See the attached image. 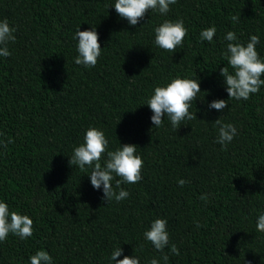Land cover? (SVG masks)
Returning <instances> with one entry per match:
<instances>
[{
  "label": "trees",
  "instance_id": "obj_1",
  "mask_svg": "<svg viewBox=\"0 0 264 264\" xmlns=\"http://www.w3.org/2000/svg\"><path fill=\"white\" fill-rule=\"evenodd\" d=\"M114 4L0 0V21L16 29L10 56H0V202L33 221L31 237L0 242V264H30L40 250L52 264H115L116 248L117 260L164 264L144 238L158 218L167 221V264H264V232L256 227L264 214V85L246 101L229 99L220 75L233 71L223 55L229 31L245 46L258 36L264 60V0H177L167 14L149 10L136 26ZM180 19L188 32L182 45L161 49L155 28ZM213 26L212 42L202 41L201 31ZM79 28L99 36L95 67L74 63ZM177 77L199 81L190 108L197 119L174 129L165 117L157 128L147 100ZM221 99L228 108H209ZM219 118L237 129L226 148L216 142ZM90 126L104 132L108 151L138 147L142 179L121 184L129 193L122 201L107 202L91 186L92 168L69 163ZM106 160L107 153L102 166ZM113 175L115 189L120 177Z\"/></svg>",
  "mask_w": 264,
  "mask_h": 264
},
{
  "label": "clouds",
  "instance_id": "obj_2",
  "mask_svg": "<svg viewBox=\"0 0 264 264\" xmlns=\"http://www.w3.org/2000/svg\"><path fill=\"white\" fill-rule=\"evenodd\" d=\"M177 0H115L114 8L116 13L123 19H126L131 26H136L149 10H157L160 14H167L170 11V5L176 4ZM233 22H238V16L231 17ZM15 28L11 27L9 21L4 19L0 21V56L8 57L10 52L7 48L9 42H15ZM155 44L166 51L175 52L177 46L182 45L184 38L188 35L182 19L177 21L165 20L160 26L155 28ZM216 34V28L210 27L200 33L202 41L212 42ZM74 39L78 40V56L75 58L76 65L84 67H95L98 58L101 55L99 36L95 30H77ZM229 41L225 53L223 54L232 68L228 67L220 70V75L224 77L226 91L229 99L248 100L250 95L259 92L260 87L264 85V60L259 57L256 51V45L259 43V37L252 35L249 42L241 44L237 42L234 32L229 31L225 36ZM200 84L196 79L174 78L166 86H157L154 94L147 100V106L152 111V124L159 128L163 126L164 118L167 117L174 129H179L181 121L197 119L196 115L190 112L192 102L197 99L200 93ZM228 100H215L209 105L210 109L223 111L228 108ZM219 126L217 143L226 148L233 138L237 135V129L230 123H223L221 119L214 122ZM2 135V134H0ZM84 142L73 149V155L69 160L70 165H77L81 170L85 166L92 168L89 179L91 186L103 190L104 199L108 202L115 200L117 202L126 199L129 193L121 188L122 183L135 184L141 181V171L143 168V159L137 154V146L124 144L114 151H108L109 141L102 130L90 126L84 135ZM8 140L3 143L7 147ZM107 153V160L102 166L100 161L103 154ZM120 177L116 180V187L113 188L112 181L114 175ZM187 181L181 179L178 181L180 187H183ZM116 189H119L117 192ZM200 199L207 200V196H201ZM199 227V224H197ZM257 231L264 232V214L259 215L257 219ZM9 234H13L24 240L33 235V221L27 215H22L17 211L9 210L5 202H0V242L7 239ZM144 238L151 242L154 248L162 253L164 264H167L169 256L165 249L169 246V234L167 231V221L165 219H156L151 223L150 229L144 232ZM172 254L179 255V250L175 244L171 245ZM122 255L121 248H116L110 259L115 264H140L139 258L125 256L117 260ZM30 264H52V257L45 250H40L32 255ZM149 264H159V260L153 258Z\"/></svg>",
  "mask_w": 264,
  "mask_h": 264
}]
</instances>
